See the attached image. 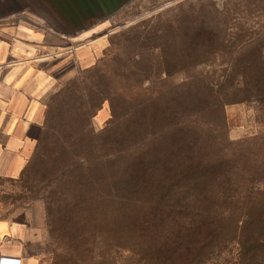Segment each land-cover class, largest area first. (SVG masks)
Here are the masks:
<instances>
[{
	"label": "rangeland",
	"instance_id": "1",
	"mask_svg": "<svg viewBox=\"0 0 264 264\" xmlns=\"http://www.w3.org/2000/svg\"><path fill=\"white\" fill-rule=\"evenodd\" d=\"M75 49L2 194L41 263L264 264V0H131ZM197 164L208 198L154 199Z\"/></svg>",
	"mask_w": 264,
	"mask_h": 264
},
{
	"label": "crops",
	"instance_id": "2",
	"mask_svg": "<svg viewBox=\"0 0 264 264\" xmlns=\"http://www.w3.org/2000/svg\"><path fill=\"white\" fill-rule=\"evenodd\" d=\"M131 0H0V258L42 264L39 233L2 195L25 173L44 141L48 101L75 47L105 29ZM9 213V214H8Z\"/></svg>",
	"mask_w": 264,
	"mask_h": 264
},
{
	"label": "trees",
	"instance_id": "3",
	"mask_svg": "<svg viewBox=\"0 0 264 264\" xmlns=\"http://www.w3.org/2000/svg\"><path fill=\"white\" fill-rule=\"evenodd\" d=\"M264 78V77H263ZM257 91H255L256 94H258V90L261 89V87H264V80L263 79H256ZM253 88V90H256ZM192 166V165H191ZM189 168L187 172H182L181 174L184 175L186 180H189V184H187L186 187H177V186H172V187H164L163 190L155 191L154 193V199H158L161 202H164L166 199H170L176 203V201H183V200H199L203 201L206 198H208L209 194L207 191H205L203 187V179L199 181L200 178V172L198 170V164L194 165V167ZM202 177V176H201ZM147 186V185H146ZM146 187L143 185L139 186L136 185L135 187L131 188L127 192V198L129 200H133L137 197H139V194H144L145 192H148V190H144ZM144 196V195H143ZM147 196V194H145Z\"/></svg>",
	"mask_w": 264,
	"mask_h": 264
},
{
	"label": "built area",
	"instance_id": "4",
	"mask_svg": "<svg viewBox=\"0 0 264 264\" xmlns=\"http://www.w3.org/2000/svg\"><path fill=\"white\" fill-rule=\"evenodd\" d=\"M0 264H19V260L12 259V258L1 257L0 258Z\"/></svg>",
	"mask_w": 264,
	"mask_h": 264
}]
</instances>
